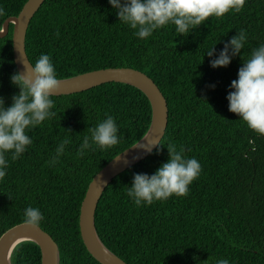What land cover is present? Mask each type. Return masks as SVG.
<instances>
[{"label": "trees", "instance_id": "1", "mask_svg": "<svg viewBox=\"0 0 264 264\" xmlns=\"http://www.w3.org/2000/svg\"><path fill=\"white\" fill-rule=\"evenodd\" d=\"M27 0H0V28L18 15ZM245 29L241 58L212 69L205 52ZM219 42V43H218ZM264 43V0H245L239 12L210 17L188 36L173 25L140 39L118 21L108 0H46L31 19L25 52L34 63L50 55L59 79L105 68H131L148 76L165 98L167 127L157 149L116 176L95 211L99 239L126 264H264V136L250 131L228 111L230 83L251 50ZM12 53V25L0 38V97L5 106L19 89ZM215 85L214 89L209 85ZM57 113L30 130L32 144L17 160L8 157L0 180V236L23 223L25 208H39V226L59 249V264H99L86 251L79 233V210L88 184L110 160L146 133L150 104L143 93L107 83L71 95L53 96ZM113 116L120 142L107 151L83 156L77 151L88 127ZM71 132V143L55 166L51 154ZM169 142L196 158L200 175L186 196L136 206L127 196L134 174H153L168 159ZM12 264H40V250L22 242Z\"/></svg>", "mask_w": 264, "mask_h": 264}, {"label": "clouds", "instance_id": "2", "mask_svg": "<svg viewBox=\"0 0 264 264\" xmlns=\"http://www.w3.org/2000/svg\"><path fill=\"white\" fill-rule=\"evenodd\" d=\"M245 0H108L115 10L118 21L133 30L140 39L149 38L153 33L168 25H173L178 36H188L210 17H223L230 12H239ZM0 14L3 10L0 9ZM248 40L245 29L224 43L217 53L215 45L204 56L209 57L212 69L226 68L231 60L241 52ZM219 43V42H218ZM30 69L15 72L10 76L12 86L19 89L11 97V105L5 106L0 97V180L6 174L8 157L17 160L32 144L28 132L44 121L57 115L52 97L58 91L60 80L50 55L41 53ZM211 89L215 85L208 86ZM228 111L236 114L247 128L258 136H264V43L253 48L238 69L237 78L230 83L226 96ZM60 139L51 154L49 166H55L66 147L72 142L71 132ZM120 142L119 129L113 116L105 114L94 126L86 129L79 143L77 155L87 152L107 151ZM143 146L138 143L135 147ZM160 144L149 145L148 151ZM168 159L153 174H134L127 196L136 206L151 205L156 201H165L170 197L186 196L189 186L198 178L201 165L194 157L185 155V149L169 142L166 146ZM126 152V151H125ZM123 152V153H125ZM39 208L29 206L24 210L23 223L32 227L39 226L43 220ZM213 264H229L226 258H216Z\"/></svg>", "mask_w": 264, "mask_h": 264}, {"label": "water", "instance_id": "3", "mask_svg": "<svg viewBox=\"0 0 264 264\" xmlns=\"http://www.w3.org/2000/svg\"><path fill=\"white\" fill-rule=\"evenodd\" d=\"M45 1L27 0L18 15L6 19L0 28V38H4L8 34L9 25H12V53L17 72L30 69V61L25 52V36L31 19ZM59 80L61 84L54 96L80 93L107 83H121L139 90L150 104L151 119L146 133L95 174L87 186L79 210V233L89 255L99 264H126L99 239L94 223L95 211L100 197L112 180L156 149L153 146L149 152V145L160 143L168 120L165 98L148 76L131 68L98 69ZM138 143L143 148L139 145L135 147ZM22 242H32L39 248L40 264H59V249L51 236L38 226L24 223L13 226L0 236V264H12V252Z\"/></svg>", "mask_w": 264, "mask_h": 264}]
</instances>
